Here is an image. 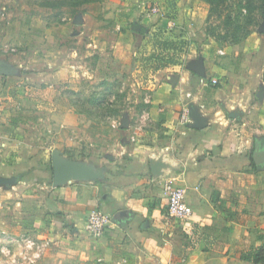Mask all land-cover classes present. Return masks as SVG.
Wrapping results in <instances>:
<instances>
[{"label": "crops", "instance_id": "1", "mask_svg": "<svg viewBox=\"0 0 264 264\" xmlns=\"http://www.w3.org/2000/svg\"><path fill=\"white\" fill-rule=\"evenodd\" d=\"M96 3L103 14L100 21L105 18L116 24L119 40L113 55L117 62L132 67L133 54L143 53L137 66L145 71L144 84L151 92L146 110L139 125L122 128L131 136L120 142L117 163L115 157H107L108 163L118 165L100 168L103 178L71 180L47 192L40 187L27 196L25 204L0 206V212L12 215L0 220L4 233L0 241L5 248L15 249L28 240L34 246L30 264H253L264 243V164L254 158L255 152L264 153V75L242 76L241 62L249 52L253 55L249 70L257 69L259 52L264 51L262 39L251 35L238 45L220 48L199 27L203 8L199 0H84L82 5ZM149 4L158 5L164 13L156 20L157 27L174 23L175 29L179 20L187 26L179 34L184 40L179 57L186 59L182 65L179 58L174 59L171 41L175 44L176 37L145 29L149 16L143 6ZM47 34L57 37L55 32ZM202 36H206L203 43ZM53 49L48 54L51 61L46 60V68L39 73L50 72L53 79L41 80L49 88L76 66L75 62L58 63L60 48ZM77 54L73 50L72 58ZM150 56L154 59L146 60ZM33 89L25 87L18 93L29 95ZM5 93L0 90V176L11 177L10 168H15L18 175L12 176H21L17 185L22 187L29 184L22 173L37 164L32 154L37 144L27 138L28 116L20 111L12 114ZM185 107L200 109L206 119L204 128L180 124ZM233 111H240V118L230 117ZM52 117L59 126L61 117L78 115L67 109ZM50 149L42 154L51 156ZM162 152L173 168L168 176L155 180L150 159ZM166 178L185 189L186 204L193 211L190 219L169 217L162 188ZM1 192L5 198L17 196L11 189ZM93 209L111 217L110 227L100 238L85 229Z\"/></svg>", "mask_w": 264, "mask_h": 264}, {"label": "rangeland", "instance_id": "2", "mask_svg": "<svg viewBox=\"0 0 264 264\" xmlns=\"http://www.w3.org/2000/svg\"><path fill=\"white\" fill-rule=\"evenodd\" d=\"M199 1L203 7L200 9L199 19L203 35L211 38L220 48L229 46V42L221 38L227 29L225 15L230 12L235 21L243 24L247 22L248 15L245 9L242 10L238 0H229L228 7L223 9L222 17L213 16L209 19L208 4L203 0ZM83 3L84 0H0V56L11 67L18 69V72L15 69L13 74H0V90L8 95V108L12 114L20 111L28 116L27 126H22L28 129V141L37 144L32 150L37 159L46 149L54 147L62 152L65 159L87 163L96 171L104 166L114 169L118 164L108 163L107 157H115V162L117 157L121 159L120 142L122 139L127 141L131 136L127 131L121 130L125 126L128 128L129 123L139 125L140 115L146 110L145 101L149 99L151 92L144 84L145 71L137 66V63L144 59L143 53L136 51L133 54L135 63L132 67L118 63L113 55L114 46L119 40L116 24L105 18L100 21L103 14H99L101 11L98 3L89 7L82 5ZM143 7L149 16L146 18L149 24L146 23L145 28L149 29V33L157 31L167 37H176L175 44L174 39L171 41L175 45L174 59L179 58L178 63L182 65L186 59L179 57V54L183 53L180 49L184 45V40L179 34L184 32V27L187 29L184 21L179 20L178 28L175 29L174 23L172 26L159 28L155 22L164 15L160 7L156 4ZM154 8H159L162 14L155 15ZM88 15L90 17L87 21H82ZM250 31L249 37L259 36L262 39L260 43H264V18L257 15ZM49 32H55L57 37L52 39L53 36L47 34ZM206 36H202V43ZM89 44H92L90 48ZM57 48H60V59H56L58 63L75 62L76 66L75 69H69L67 78L63 76L65 80L60 77L53 83V87L49 88L42 82L53 79L48 75L50 72H46L45 76H40L39 73L46 68V60L52 59L48 55L52 51L50 49ZM73 50L78 54L72 58ZM44 51L48 53L44 54ZM146 52L150 50L146 49ZM67 53H70V56ZM261 53L264 51L259 52L258 59L261 62L258 63L257 69L252 71L249 66L252 64L253 55L244 53L241 62L242 76L257 78L258 74L263 77L264 54ZM72 71L76 74H71ZM25 87L34 89L28 92L29 95L19 94ZM243 88L242 86L241 90ZM46 98L48 99L45 100ZM67 109H74L78 117H61L59 120L63 124L56 125L52 116L55 113L63 114ZM52 150L50 149L48 154H52ZM10 171L16 172V169L10 168ZM45 180L46 183H29L22 187L16 185L11 189L17 194L14 196L16 198H5L4 192H1L0 206H18V202H25L27 196L40 191V187L46 189V192L50 191L54 187L52 175H48ZM17 188L18 190H15ZM21 191L23 192L19 193ZM5 216L12 215L0 212V220ZM2 226L0 222V238L4 236ZM85 229L87 231L86 226ZM3 243L0 241V264H30L34 258V246L28 240H25L23 247L17 246L15 249L5 248ZM16 253L17 256L14 257Z\"/></svg>", "mask_w": 264, "mask_h": 264}, {"label": "water", "instance_id": "3", "mask_svg": "<svg viewBox=\"0 0 264 264\" xmlns=\"http://www.w3.org/2000/svg\"><path fill=\"white\" fill-rule=\"evenodd\" d=\"M193 69L195 70L196 68ZM14 72L15 69L13 67L0 60V74L9 75L13 74ZM229 116L235 119L240 118L241 112L233 111L229 113ZM190 120V123L187 124L188 127L202 129L206 125V119L203 118L198 107L191 108ZM166 156L167 153L162 152L158 156H153L150 159L152 174L155 180H159L168 176L169 173L172 171L173 163H170L167 160ZM51 157L53 166V184L55 185V187L62 186L71 180L95 181L100 178H103L104 170L96 171L85 163L65 159L60 151H53ZM254 158L257 163L261 162L264 164L263 152H255ZM20 179L21 176H0V189L2 188L4 190H10L18 184V181Z\"/></svg>", "mask_w": 264, "mask_h": 264}, {"label": "trees", "instance_id": "4", "mask_svg": "<svg viewBox=\"0 0 264 264\" xmlns=\"http://www.w3.org/2000/svg\"><path fill=\"white\" fill-rule=\"evenodd\" d=\"M209 6V15L210 19L213 16L222 17L224 13V8L228 7L229 0H203ZM240 7L245 9L247 12V22L240 23L235 21L232 16V13H226L225 15V24L227 29L225 34L221 37L224 41L229 42L230 45H238L246 40L251 34L250 28L255 24L257 15H260L264 18V0H238ZM230 28V29H229ZM233 28V29H231ZM229 29V30H228ZM154 59L153 56L147 57L146 60L150 61ZM152 59V60H153ZM173 62V59H171ZM13 122H16L17 119H12ZM37 160V161H36ZM34 161L37 164L28 166L26 172H23V179L28 183H42L45 178L49 175H52L53 178V166H52V157L41 154L40 158L37 159L34 157ZM12 175L16 172H13ZM9 177V176H8ZM253 264H264V243L263 246L258 249L256 252Z\"/></svg>", "mask_w": 264, "mask_h": 264}, {"label": "built area", "instance_id": "5", "mask_svg": "<svg viewBox=\"0 0 264 264\" xmlns=\"http://www.w3.org/2000/svg\"><path fill=\"white\" fill-rule=\"evenodd\" d=\"M155 15H161L159 8H154ZM221 54H223L221 52ZM217 80H213V84H217ZM190 111L188 107L183 108L180 116V124L186 125L190 123ZM163 191L168 199V214L174 221H185L192 217L193 211L186 204V191L184 188L177 187L175 181L166 178L162 183ZM87 231L92 237L100 238L104 235L107 228L111 225V217L104 214L98 209H93L87 218Z\"/></svg>", "mask_w": 264, "mask_h": 264}]
</instances>
